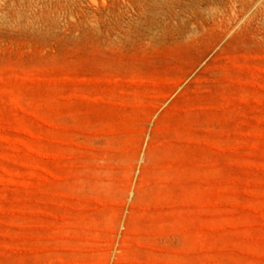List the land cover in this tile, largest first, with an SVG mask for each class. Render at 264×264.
Segmentation results:
<instances>
[{
  "label": "rangeland",
  "instance_id": "374dc122",
  "mask_svg": "<svg viewBox=\"0 0 264 264\" xmlns=\"http://www.w3.org/2000/svg\"><path fill=\"white\" fill-rule=\"evenodd\" d=\"M0 264H264V0H0Z\"/></svg>",
  "mask_w": 264,
  "mask_h": 264
}]
</instances>
